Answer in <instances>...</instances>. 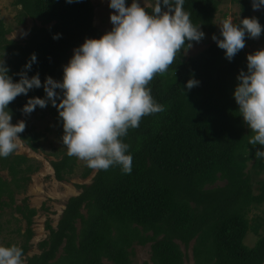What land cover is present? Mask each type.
<instances>
[{"label":"trees","instance_id":"trees-1","mask_svg":"<svg viewBox=\"0 0 264 264\" xmlns=\"http://www.w3.org/2000/svg\"><path fill=\"white\" fill-rule=\"evenodd\" d=\"M221 1L184 0L183 8L194 26L213 36ZM232 1L240 6V19L256 17L264 26V7L254 10L252 0ZM13 5L20 7L19 24L27 18L41 22L19 41L8 37L11 29L0 18V60L14 81L33 53L36 61L27 70L29 78L39 73L42 84L49 76L62 81L74 50L86 38H99L113 28L102 30L94 24L92 0H13ZM146 10L151 13L152 7ZM260 37L264 41V32ZM186 50L148 85L164 110L143 117L139 127L122 138L129 145L132 171L113 166L97 171L91 183L79 184L82 192L68 199L57 227L47 224L50 233L39 243L41 252L26 257L25 264H130L133 245L147 243L153 264H184L189 256L181 246L187 249L193 240L194 264H264V232L261 223L251 224L249 218L252 208L264 203V180L259 178L264 158L255 156L264 146L248 143L252 133L234 98L250 52L244 47L229 60L216 41L192 56ZM189 79L199 84L188 90ZM30 97L45 98L43 86L9 104L12 123L22 117ZM46 108L64 131L57 107L49 101ZM19 135L30 148L39 149L43 133L35 126H26ZM34 164L15 151L0 157V167L11 175H0V231L4 209L25 190L38 169ZM52 165L56 179L64 180L74 173L77 158L66 151ZM90 171L88 167L83 176ZM16 211L21 216L17 221L27 225L23 235L21 227L15 230L24 237L20 247L26 254L37 209L24 200ZM250 230L258 235L253 246L245 242Z\"/></svg>","mask_w":264,"mask_h":264},{"label":"clouds","instance_id":"clouds-1","mask_svg":"<svg viewBox=\"0 0 264 264\" xmlns=\"http://www.w3.org/2000/svg\"><path fill=\"white\" fill-rule=\"evenodd\" d=\"M183 5L184 0H156L154 6L148 5L152 7L149 13L140 0H132L130 5L126 0H110L113 28L99 38H86L74 50L64 66L62 81L49 76L42 84L39 73L29 78L27 70L36 61L35 53L19 73V81L9 76L8 67L0 60V157L7 158L18 148L19 134L26 128L23 120L12 123L9 104L43 86L46 97H30L22 112L31 114L51 101L63 122L62 143L68 156L84 161L94 171L120 166L130 173L132 156L122 138L130 128L139 127L143 117L164 110L148 85L157 74L167 72L185 46L191 48L192 42L205 36ZM252 5L259 10L264 0H252ZM219 26L222 38L213 35V40L229 60L244 49L246 35L258 39L264 32L256 17L234 23L229 16ZM15 38L16 32L11 40ZM237 79L234 98L252 133L248 143L264 146V48L247 55V72L241 70ZM198 84V80L189 79L186 87L191 90ZM255 156L264 158V148H258ZM0 264H24L23 249L0 245Z\"/></svg>","mask_w":264,"mask_h":264},{"label":"rangeland","instance_id":"rangeland-1","mask_svg":"<svg viewBox=\"0 0 264 264\" xmlns=\"http://www.w3.org/2000/svg\"><path fill=\"white\" fill-rule=\"evenodd\" d=\"M95 5L94 24L102 30H109L113 27L111 23V14L113 9L110 8V0H92ZM132 0H126V4L130 5ZM156 0H140L142 6L146 8L148 5H155ZM19 8L13 5V0H0V18L4 20L6 26L11 29L8 37L11 38L16 32V40L24 41L28 38L31 29L35 25H41L40 21L33 18H27L24 24H19L17 15ZM263 8V7H261ZM260 8V9H261ZM259 9V10H260ZM231 16L234 23L240 19V6L237 2L232 0H222L218 11L215 14L216 22V36H220V26L222 20ZM24 33H27L24 35ZM213 36L209 32H205L204 39L200 42H193L192 47L188 48L185 53L187 56H192L207 48L213 43ZM245 48L250 53H254L258 49L264 48V41L262 37L258 39L249 38L245 40ZM25 121L26 126H35V128L42 132L40 139V147L38 150L30 148L22 139L20 140L18 148L15 150L16 154H26L31 158V162L38 167V169L30 174V181L25 190L17 194L16 201L12 206H7L4 209L3 223L4 229L0 231V245L11 246L17 245L20 247L23 236L18 235L15 230L21 227V234L26 230L25 221H17L21 218L20 213L16 211L18 204L24 200L27 201L30 207L36 208L37 213L34 216L32 224L33 237L30 242L31 249L24 254V264L26 257L35 253H40L41 249L39 243L46 239L50 233L47 224L57 227L61 218L66 203L71 196H76L82 192L78 187L79 184L91 183L97 171L91 169L90 173L84 177V173L88 168L84 161L77 159V165L72 175L66 176L64 180H58L55 177L52 161L61 158L64 152L67 151L62 143L64 131L55 123L54 118L46 107H36L31 114H23L17 121ZM252 161L250 162V165ZM0 175L5 178H10L8 169L0 167ZM258 176H256L257 178ZM259 178L264 180V174H260ZM223 184V183H221ZM254 189L257 187L254 186ZM83 212L87 210L83 208ZM251 224L261 223L260 232H264V203L252 208L249 214ZM77 226L81 223L78 221ZM258 239L256 231L250 230L245 238L246 244L253 246ZM194 240L190 243V247L182 244V249L186 250L189 258L185 260L184 264H194L192 256V247ZM150 243L146 245L135 244L130 249L133 252L131 255L130 264H153L150 261L151 248ZM106 261V259H105Z\"/></svg>","mask_w":264,"mask_h":264},{"label":"flooded vegetation","instance_id":"flooded-vegetation-1","mask_svg":"<svg viewBox=\"0 0 264 264\" xmlns=\"http://www.w3.org/2000/svg\"><path fill=\"white\" fill-rule=\"evenodd\" d=\"M54 168V167H53ZM28 185V184H27Z\"/></svg>","mask_w":264,"mask_h":264}]
</instances>
